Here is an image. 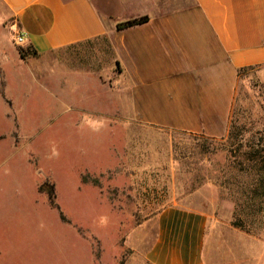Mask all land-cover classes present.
Wrapping results in <instances>:
<instances>
[{
    "label": "rangeland",
    "instance_id": "rangeland-1",
    "mask_svg": "<svg viewBox=\"0 0 264 264\" xmlns=\"http://www.w3.org/2000/svg\"><path fill=\"white\" fill-rule=\"evenodd\" d=\"M18 34L0 1V264H148L143 255L154 228L146 223L174 204L209 215L215 255L207 264H264V188L254 191L264 187V171L233 164L244 162L252 145L264 155V68L240 75L234 140L197 135L199 146L178 137L182 146L175 147L174 131L128 129L124 117L110 113L100 118L115 124L112 130H76L84 122L79 106L94 103L78 98L97 90L70 78L75 109L64 113L65 76L105 72L107 64L94 44L34 55ZM99 96L92 111L111 110L110 96ZM53 141L58 159L48 158ZM85 176L100 184L84 183ZM52 189L59 209L50 203Z\"/></svg>",
    "mask_w": 264,
    "mask_h": 264
},
{
    "label": "crops",
    "instance_id": "crops-1",
    "mask_svg": "<svg viewBox=\"0 0 264 264\" xmlns=\"http://www.w3.org/2000/svg\"><path fill=\"white\" fill-rule=\"evenodd\" d=\"M0 1L33 53L94 44L99 61L107 64L105 72L86 68L65 76L64 113L75 109L66 88L72 77L97 90L78 101L98 105L100 92L110 96L107 112L92 111L94 103L80 105L84 122L74 125L76 130L99 121L105 125L101 131H110L115 124L100 118L110 113L124 117L128 129L224 139L239 70L264 68V0H100L103 11L93 0ZM143 16L149 20L118 29L119 23ZM209 220L205 211L188 205L161 209L146 223L154 235L143 257L148 264H207L215 255Z\"/></svg>",
    "mask_w": 264,
    "mask_h": 264
},
{
    "label": "trees",
    "instance_id": "trees-1",
    "mask_svg": "<svg viewBox=\"0 0 264 264\" xmlns=\"http://www.w3.org/2000/svg\"><path fill=\"white\" fill-rule=\"evenodd\" d=\"M148 20H149L148 16H143V17H140V18L131 19V20L119 23L118 24V29H124V28L135 26V25H139V24L147 22ZM20 53H21V56H22L23 59L28 57L27 52L24 51V49H20ZM35 54H37V53H34V55ZM249 69H254V68H242V69H240L239 70V77H240V75L243 72H245L246 70H249ZM234 115H235V109H233L232 114H231V119H230L228 140H231V141L234 140V137L236 136L235 133L237 131L236 130L237 129L236 119L234 118ZM173 136H174L175 147L182 146L181 145L182 144V140L178 139V137L179 138H183V139L185 137L195 138L194 141H197V143L195 142V145H199V146L201 145V143L198 142V140L196 139L197 135L189 134V133H186V132L174 131L173 132ZM209 141H214V140L209 138ZM259 146H261V145L259 144V145L250 146L251 150L249 152L244 153L245 161L244 162L238 161V163L234 162L233 164L238 166L239 168H241V170H243V167L245 166V162L247 161V166H246L247 170L249 169L250 171H256V173L257 172H263L264 171V157H263L264 155H262L261 151L258 150ZM83 182L87 183V184L90 182V183H93L95 185H99L100 184L98 179L91 180L88 176H85L83 178ZM256 188L259 189V188H264V187L262 185L255 186L254 191L256 190ZM48 195H49V199H50L51 205L54 208L59 209V207L55 203L56 195L54 193V190L52 189L50 192H48ZM61 219L64 222L66 221V219H65L63 214H61Z\"/></svg>",
    "mask_w": 264,
    "mask_h": 264
},
{
    "label": "clouds",
    "instance_id": "clouds-1",
    "mask_svg": "<svg viewBox=\"0 0 264 264\" xmlns=\"http://www.w3.org/2000/svg\"><path fill=\"white\" fill-rule=\"evenodd\" d=\"M104 126H105V125H104L102 122H99V121L94 122V123L91 124V131H93V132H100L101 129H102ZM51 143H52V149H51V153H50V155H49L48 158H49V159H53V158L58 159L59 156H60V153H59V151L57 150V148H56V146H55V142L53 141V142H51ZM8 172H9V170H8L7 168H5V174H7ZM99 224H100V226H102V227H106L107 224H108V217H107V216H102V217L100 218ZM40 227H41V228L44 227L43 223H41Z\"/></svg>",
    "mask_w": 264,
    "mask_h": 264
},
{
    "label": "built area",
    "instance_id": "built-area-1",
    "mask_svg": "<svg viewBox=\"0 0 264 264\" xmlns=\"http://www.w3.org/2000/svg\"><path fill=\"white\" fill-rule=\"evenodd\" d=\"M16 40H17V43L19 45L24 46L27 43L28 39H27V36L25 34L19 33Z\"/></svg>",
    "mask_w": 264,
    "mask_h": 264
}]
</instances>
